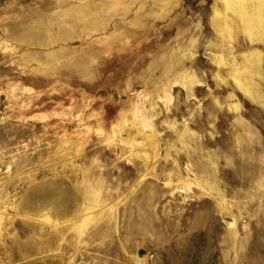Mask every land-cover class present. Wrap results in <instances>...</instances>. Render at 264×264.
Returning a JSON list of instances; mask_svg holds the SVG:
<instances>
[{"label": "rangeland", "instance_id": "1", "mask_svg": "<svg viewBox=\"0 0 264 264\" xmlns=\"http://www.w3.org/2000/svg\"><path fill=\"white\" fill-rule=\"evenodd\" d=\"M256 2L0 0V264H264Z\"/></svg>", "mask_w": 264, "mask_h": 264}, {"label": "crops", "instance_id": "2", "mask_svg": "<svg viewBox=\"0 0 264 264\" xmlns=\"http://www.w3.org/2000/svg\"><path fill=\"white\" fill-rule=\"evenodd\" d=\"M264 2V0H263ZM257 7V2L254 4V9H258L256 12H252L251 14H247L249 20L251 19V23L256 27V30L253 31L252 36L247 35V43L249 44H257V46H253V49L258 50L257 52L254 53V61L252 65V72L257 74L256 81H258V84L262 81H264V70H263V75L261 76V70H260V59L261 55H263V60H264V3L261 4V8H256ZM239 32H247L245 29L240 28L238 30ZM262 78H261V77ZM258 84H253V92L248 91V94L257 102L260 104L263 109H264V91L259 90Z\"/></svg>", "mask_w": 264, "mask_h": 264}]
</instances>
